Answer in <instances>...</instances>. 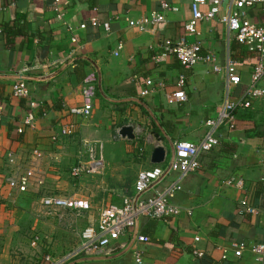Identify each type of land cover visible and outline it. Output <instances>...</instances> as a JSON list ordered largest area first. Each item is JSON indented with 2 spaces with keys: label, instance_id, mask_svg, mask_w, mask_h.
Masks as SVG:
<instances>
[{
  "label": "crops",
  "instance_id": "0c3cea01",
  "mask_svg": "<svg viewBox=\"0 0 264 264\" xmlns=\"http://www.w3.org/2000/svg\"><path fill=\"white\" fill-rule=\"evenodd\" d=\"M164 1L170 10L161 11L156 0H95L92 7L85 0H59L57 6L45 0H0V264H42L45 254L56 258L70 251L78 244L80 232L95 225L101 209L119 206L124 197L135 194L138 173L161 167L151 162L154 146L167 148L168 139L197 143L203 137L205 120L216 116L222 101L223 80L210 71V65L187 70L163 53V41L184 36L191 0ZM154 11L163 14L165 21L152 31L140 33L128 26L127 20ZM249 16L264 26L262 7L251 10ZM5 24L14 25L20 33L7 40ZM198 32L202 50L214 52L222 63L228 38L225 28L217 21L202 22ZM233 42L229 49L241 80L231 90L235 101L250 86L258 58ZM43 48L47 51L42 52ZM97 72L107 97L140 100L158 124L136 102L112 103L102 98ZM19 74L36 78L25 81L27 99L13 98L16 79L1 77ZM180 74L185 76L187 99L170 105L166 97L176 90ZM88 78L94 88L91 113L87 118L70 115V108L84 102L81 90ZM147 81L153 86L142 96ZM257 87L264 88V83ZM30 100L36 106L33 127L18 134L31 111ZM235 117L234 129L217 131L218 146L201 154L200 169L182 181L181 190L171 199L180 208L177 216L165 221L141 218L137 234L147 236L148 242L134 241L127 252L106 260L75 264H135L133 247L142 254L141 264H264V254L260 263L250 251L252 245L264 247V96L254 99L249 108L237 109ZM63 126L71 134L61 135ZM123 126L134 127L133 140L119 136ZM98 144L105 163L101 176L71 177L80 154L86 158V149ZM139 148L143 149L140 154ZM34 149L39 158L33 156ZM165 160L169 163L168 151ZM30 163L41 183L32 182L22 193L11 191L8 180ZM230 177L240 178L242 189L224 186ZM174 178V173L168 174L141 196H151ZM250 195H254L251 205L259 210L257 216L239 210L240 201ZM45 197L83 202L88 209H46L40 203ZM132 233L109 248L128 243ZM231 243L247 248L239 257L230 253L221 260L219 248Z\"/></svg>",
  "mask_w": 264,
  "mask_h": 264
},
{
  "label": "built area",
  "instance_id": "2783aa9c",
  "mask_svg": "<svg viewBox=\"0 0 264 264\" xmlns=\"http://www.w3.org/2000/svg\"><path fill=\"white\" fill-rule=\"evenodd\" d=\"M57 6L59 0H45ZM159 1L161 11L170 10V6L164 0ZM190 18L184 24V36L179 40L171 42L165 40L160 45L164 54L173 56L180 66L184 69H192L199 64L210 65V71L221 77L224 84V95L217 109L214 118L205 120L204 126L207 128L203 137L197 142L177 140L173 142L174 157L167 176L175 174V178L163 188L155 190L149 197L143 198L141 195L158 182L166 168L154 166L150 170L138 173L135 182V194L131 197H124L119 206L110 204L101 209L98 219L94 226H88L79 234L78 244L65 254L54 258L50 254L42 256V264H69L80 258L98 257L111 247L121 236H125L133 231L135 223L141 218L165 221L170 217H175L180 213V208L171 203V199L181 190L182 181L191 173L200 169L199 157L201 154L210 152L218 146L217 131L225 127L232 130L235 127V112L239 108H249L254 99L264 96V88L257 87L260 82L264 83V26L254 23L249 16V12L257 7L264 9V0H191ZM165 21L164 15L160 12H151L138 20H127L130 28L137 32L145 33L152 31L159 23ZM217 21L227 32V48L222 63L219 62L216 54L210 50L203 51L199 36L198 27L202 22ZM108 30V24H103ZM85 26L81 25L83 29ZM194 36L195 41H190L189 37ZM236 42L244 50L258 58L257 63L251 70L250 86L243 96L235 101L231 100L232 88L241 82L238 74L236 61L233 59L229 49L230 42ZM19 76H21L19 74ZM93 81L86 79L83 83L81 95L83 97L82 106L70 108L68 113L73 116L87 118L91 113V99L93 97ZM148 88L143 89L142 96L151 92L152 83L147 81ZM186 84L185 76L180 74L176 82V90L166 97V102L176 105L186 101L184 91ZM11 96L16 99H27L29 90L24 80L16 79L11 87ZM28 105L31 111L24 118L23 124L17 129L22 133L25 128H32L35 103L30 100ZM61 135L71 134L68 126H63L60 130ZM55 140L56 137H53ZM101 144L89 146L85 155L80 154L76 164L70 170V176L79 178L83 175H101L104 170V159L101 154ZM143 149L139 148L138 153ZM35 158H39V152L34 149L32 152ZM9 158V162L13 163ZM164 176V177H165ZM163 177V178H164ZM36 171L34 163L26 168L20 169L13 178L8 180L9 189L19 193L25 192L29 185L34 182L41 183L40 179H35ZM162 178V179H163ZM161 179V180H162ZM160 180V181H161ZM159 181V182H160ZM158 182V183H159ZM224 186L242 189L243 181L240 178L230 177L223 181ZM139 195V197H137ZM137 197V198H136ZM248 198L244 197L240 201V212L245 215L257 216L259 210L248 203ZM41 205L46 209H88V205L83 202H74L67 198L45 197L41 200ZM149 238L137 234L136 243H146ZM198 241V238H195ZM247 248L243 243H231L229 247H220V259L225 260L228 254L232 253L235 257L241 256ZM262 245L250 246V251L255 255V259L263 262ZM135 264H141L142 254L138 248L133 247L132 251ZM195 256H202L201 252L194 251Z\"/></svg>",
  "mask_w": 264,
  "mask_h": 264
},
{
  "label": "water",
  "instance_id": "95a60500",
  "mask_svg": "<svg viewBox=\"0 0 264 264\" xmlns=\"http://www.w3.org/2000/svg\"><path fill=\"white\" fill-rule=\"evenodd\" d=\"M45 51H47V48H43L42 52H45ZM71 63H72V61L67 62L65 65H63L61 67V69L59 71L65 69ZM56 74H58V72L53 74V76L56 75ZM97 75H98L97 76V89H98L99 94L102 96V98H104L105 100H107L109 102H112V103L125 102V101L136 102L137 104L141 105L148 112V114L152 118L153 122L156 125L158 124L156 119H155V117L153 116L151 110L143 102H141L140 100H137V99L114 100V99H111V98L107 97L105 95V93L103 92L102 87H101V76H100L99 72H97ZM1 77H8V78L9 77H13L15 79H22L24 81H31V80L36 79V78H31V77L23 76V75H21V76H19V75H16V76H1ZM160 130H161V128H160ZM161 132L163 133L162 130H161ZM118 134H119V136L121 138H126L128 140H133L134 139V127L133 126H123V127L120 128ZM152 135L155 138V142L156 143H160L159 136L157 134H154V133H152ZM167 151L170 153V160H169L168 166H167L165 172L163 173L162 177L160 178V180L168 173V171L170 169V166H171V163L173 161L174 148H173L172 141L168 139L167 148L157 144L156 146H154V148L152 149V153H151V162H152V164L160 165V164H162L164 162L165 153ZM158 182L154 183L153 186H155ZM137 197H139V195ZM137 233H138V221L135 223V226H134V229H133V233H132V237H131V239H130V241L128 243L122 244L120 246H116L114 248H107L101 256L80 258V259H77V260H75L73 262H70L69 264H75V263L82 262V261L106 260V259L115 257L117 255H121V254L127 252L132 247V245H133V243L135 241V237H136Z\"/></svg>",
  "mask_w": 264,
  "mask_h": 264
},
{
  "label": "trees",
  "instance_id": "16d2710c",
  "mask_svg": "<svg viewBox=\"0 0 264 264\" xmlns=\"http://www.w3.org/2000/svg\"><path fill=\"white\" fill-rule=\"evenodd\" d=\"M85 2L88 3L89 6H91V7L95 5V0H85ZM14 27H15L14 25H10V24H5V26L3 27V32L6 35L7 40H8V38H13L14 36H16L17 34L20 33L19 30H15ZM233 45H238L240 47V50H244V48H241L242 46H240L236 42H233ZM233 45H231V46H233ZM231 49H232V47H231ZM96 94H98V93H96ZM18 134H22V133H18ZM253 198H254V195H250L249 199H247L248 203L250 205H251V201L253 200Z\"/></svg>",
  "mask_w": 264,
  "mask_h": 264
},
{
  "label": "rangeland",
  "instance_id": "374dc122",
  "mask_svg": "<svg viewBox=\"0 0 264 264\" xmlns=\"http://www.w3.org/2000/svg\"><path fill=\"white\" fill-rule=\"evenodd\" d=\"M168 160H165L162 164H160V166L162 167V168H164L168 163ZM101 176V175H100ZM100 207V206H99ZM98 217V216H97Z\"/></svg>",
  "mask_w": 264,
  "mask_h": 264
}]
</instances>
